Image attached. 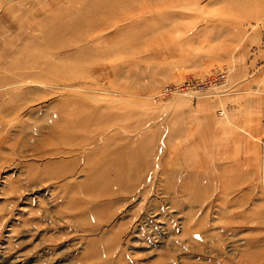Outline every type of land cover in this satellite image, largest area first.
I'll return each instance as SVG.
<instances>
[{"label":"rangeland","instance_id":"obj_1","mask_svg":"<svg viewBox=\"0 0 264 264\" xmlns=\"http://www.w3.org/2000/svg\"><path fill=\"white\" fill-rule=\"evenodd\" d=\"M263 75L264 0H0V264H264Z\"/></svg>","mask_w":264,"mask_h":264},{"label":"bare ground","instance_id":"obj_2","mask_svg":"<svg viewBox=\"0 0 264 264\" xmlns=\"http://www.w3.org/2000/svg\"><path fill=\"white\" fill-rule=\"evenodd\" d=\"M170 4V3H169ZM170 6V5H169ZM102 12V11H101ZM112 13H114L113 11L111 12V10H106V11H103V13H100V16L98 15V13H97V15L100 17V22L101 23H107V20L110 18V17H113L115 14H112ZM117 15V14H116ZM115 15V16H116ZM66 27V26H65ZM64 27V28H65ZM66 29V28H65ZM67 116V115H66ZM65 118V117H64ZM70 119V118H69ZM79 119H81V118H79ZM64 120V119H63ZM66 121H64V123L65 122H67L68 121V119H65ZM53 122V121H52ZM69 122V121H68ZM71 122V121H70ZM68 125H70V124H68ZM67 125V126H68ZM72 125H74V124H72ZM79 125V124H78ZM51 126H53V125H51ZM55 126V125H54ZM61 126H63V125H61ZM66 126V127H67ZM58 127V126H57ZM65 127V128H66ZM56 128V127H55ZM69 128H70V126H69ZM52 129H54V128H52ZM73 129V128H72ZM50 132V131H49ZM50 134V133H49ZM71 134V133H70ZM68 135V134H67ZM67 135L65 136V137H67ZM46 136V135H45ZM71 136H73V135H71ZM98 135H97V133L96 134H94V136L92 137V139H90V142H92L93 140H95L96 139V137H97ZM63 137V136H62ZM54 138V137H53ZM70 137H69V135H68V139H69ZM46 139V138H45ZM44 139V140H45ZM84 144V143H83ZM76 147V146H75ZM68 149V148H67ZM72 149H73V147H72ZM105 149V147H102L101 149L99 148V149H96V151H94V154L96 153V154H99V152H101V151H103ZM46 151H48V150H46ZM67 151V150H66ZM53 153V152H52ZM53 155V154H52ZM61 163V162H60ZM63 163V162H62ZM61 163V164H62ZM57 164V163H56ZM63 165V164H62ZM98 165H99V163H97V167H98ZM54 167H55V165H53ZM58 166V165H57ZM60 166V165H59ZM58 166V167H59ZM68 166H70V165H68ZM64 167V166H63ZM101 167V166H100ZM50 168H52V167H50ZM49 168V169H50ZM85 168V167H84ZM46 170V169H45ZM68 170H69V168H68ZM51 171H52V169H51ZM63 171V170H62ZM70 172V171H69ZM68 171L66 172V174L67 173H69ZM88 172V171H87ZM59 173H61L60 171H59ZM71 173H72V171H71ZM89 176H88V180L85 182V184H88V185H90V184H94V183H98V182H100L99 181V177L101 178V176H96V174H88ZM64 176V175H63ZM115 177V176H114ZM103 178V177H102ZM112 178V177H111ZM113 179V178H112ZM112 179H110L111 181H113ZM101 181H103V180H101ZM115 183V182H114ZM106 184H104V186H105ZM107 186V185H106ZM107 188V187H106ZM108 188H110V187H108ZM133 188H135V187H133ZM131 189V188H130ZM102 204V203H101ZM108 218V216H102L101 217V221H103V220H106Z\"/></svg>","mask_w":264,"mask_h":264},{"label":"built area","instance_id":"obj_3","mask_svg":"<svg viewBox=\"0 0 264 264\" xmlns=\"http://www.w3.org/2000/svg\"><path fill=\"white\" fill-rule=\"evenodd\" d=\"M263 76H264V75H263ZM202 85H203V84H202ZM182 86H184V87H186V88H188V89L194 87V86H193V83H192L191 81H189V80H185L184 83L182 84ZM196 88H198V87H196Z\"/></svg>","mask_w":264,"mask_h":264}]
</instances>
